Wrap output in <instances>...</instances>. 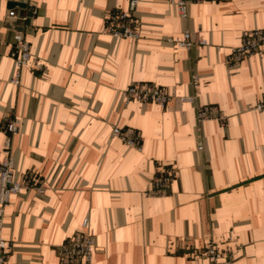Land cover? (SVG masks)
<instances>
[{"label":"crops","instance_id":"obj_1","mask_svg":"<svg viewBox=\"0 0 264 264\" xmlns=\"http://www.w3.org/2000/svg\"><path fill=\"white\" fill-rule=\"evenodd\" d=\"M174 0H140V39L114 38L106 18L130 0H0V162L5 125L14 136L16 177L23 184L5 211L7 264H64L59 247L82 231L96 237L92 264H211L194 255L210 241L232 264H264V44L237 69L227 64L245 32L264 29V0H191L189 18ZM32 22L9 20L14 10ZM190 30L206 45L169 39ZM31 60L12 83L14 34ZM193 74L200 77L198 91ZM132 82L176 96L165 108L126 102ZM196 103L178 97L194 96ZM227 117L203 124L196 150V107ZM132 128L142 149L113 128ZM172 166L166 196L149 194L159 170ZM44 192L40 193L38 187Z\"/></svg>","mask_w":264,"mask_h":264},{"label":"built area","instance_id":"obj_2","mask_svg":"<svg viewBox=\"0 0 264 264\" xmlns=\"http://www.w3.org/2000/svg\"><path fill=\"white\" fill-rule=\"evenodd\" d=\"M140 0H130L129 9L126 11H115L106 18V32L114 38L129 39L136 41L140 39L141 32L136 15L137 5ZM191 0H174L172 5L183 20L189 18V4ZM36 3L31 4L32 14L21 16L18 12L12 10L8 14L9 20L21 19L27 23L32 22L37 14ZM169 41L178 47L191 49L195 45L205 46V41L197 40L190 30H185L180 38H172ZM264 44V29H255L245 32L241 37V43L234 47L228 56L227 64L232 70L237 69L243 60L251 58L261 51ZM12 58L16 66L15 75L12 83L19 84L21 71L31 60V47L27 41L24 32L17 31L14 34V51ZM192 87L198 91L200 87V77L193 74ZM126 102L137 101L141 104L155 103L162 108L176 98L170 92L161 86L148 82H132L123 92ZM198 93L194 96L178 97L182 103H196ZM255 112H264V97L253 108ZM196 150L203 152L205 148L203 124L210 120H217L223 127L227 125V117L218 109V107L207 104L196 107ZM6 133L4 158L0 162V264H7L8 244L3 236L5 225V211L11 203V196L19 194L22 191L23 184L16 177V159L13 150V139L19 129V120L10 119L5 125ZM113 136L120 139L127 147L137 150L142 149L143 136L140 132L132 128H113ZM175 179V170L168 166L159 170L152 182V188L149 194L155 197L166 196L170 192V187ZM38 191L44 192V188L39 186ZM82 231L67 240L59 247V255L64 264H92L96 237L90 230V220L85 218L82 224ZM231 252L228 249L222 250L220 244L216 241H210L207 246L194 255L205 257L211 264H232L230 258H225L224 253Z\"/></svg>","mask_w":264,"mask_h":264}]
</instances>
